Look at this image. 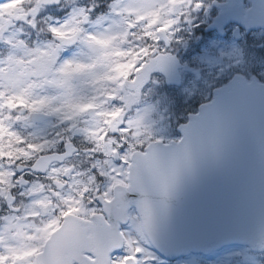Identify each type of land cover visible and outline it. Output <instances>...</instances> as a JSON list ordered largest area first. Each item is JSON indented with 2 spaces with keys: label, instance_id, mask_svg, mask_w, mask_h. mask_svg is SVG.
Segmentation results:
<instances>
[{
  "label": "snow or ice",
  "instance_id": "1",
  "mask_svg": "<svg viewBox=\"0 0 264 264\" xmlns=\"http://www.w3.org/2000/svg\"><path fill=\"white\" fill-rule=\"evenodd\" d=\"M191 3L71 0L69 4V0H34L29 15L34 20L43 17L50 34L59 38L61 45L41 52L26 49L23 42H0L5 50L0 55V161L31 158L29 151L19 147L24 143L21 135L12 129L18 122L36 127L34 121L41 116L69 121L72 129L95 141L97 132L77 127L79 120L88 116L91 121L86 123L105 135L119 133L123 140L116 153L123 166L113 185L120 186V199L115 205L111 199L106 200L109 209L117 207V218L104 217L95 209L83 219L73 215L78 213L80 201L71 195L63 197L60 169H55L52 179L61 191L49 194L45 185L29 184L32 177L25 179L22 170L6 169L0 163V264H65L58 253L77 235L83 249L77 264H98L97 245L109 233H115V238L99 264H160L158 253L168 250L162 223L170 214L169 201L191 171L195 152L216 151L223 135L222 118L209 111L196 118L179 141L166 145L165 138L155 133V108L139 106L152 73L167 71L172 60L170 55L159 53L161 41L165 45L173 42L181 23L179 17L192 15ZM62 7L66 15L57 11ZM201 8L196 3L194 9ZM46 12L64 15V19L56 21ZM29 23L35 29V23ZM77 40L88 49L87 54L62 58V46ZM87 83L94 85L95 94H81ZM43 84L56 88L59 95H36ZM117 100L121 101L118 106L113 104ZM133 104L137 105L135 115L127 118ZM101 123L106 127L100 128ZM32 135L38 137L39 130ZM121 139L116 138V142ZM124 144L127 151H122ZM43 147L27 144L31 150ZM79 183L74 180L75 185ZM26 194L27 204L23 203ZM130 194H139V199H130ZM103 195L108 197L109 192ZM53 199L55 204L51 203ZM56 228L59 230L53 234Z\"/></svg>",
  "mask_w": 264,
  "mask_h": 264
},
{
  "label": "water",
  "instance_id": "2",
  "mask_svg": "<svg viewBox=\"0 0 264 264\" xmlns=\"http://www.w3.org/2000/svg\"><path fill=\"white\" fill-rule=\"evenodd\" d=\"M229 2L223 4L210 28L223 33L231 20L247 30L264 27V0H253L246 14L240 0ZM235 35L240 38L239 27ZM177 65L173 58L167 71H162L174 83L179 82ZM209 111L222 118L223 135L216 151L195 152L191 171L169 201L170 214L162 223L168 250L161 251L169 258L190 252L207 254L231 242L264 250V84L248 83L236 76L230 84L216 89L213 100L203 104L181 126L182 136L196 118ZM47 118L41 116L34 123ZM49 160L40 159L38 166ZM119 199L120 186L115 190L113 204ZM130 199H139V194H130ZM103 204L107 216L118 217L117 207L109 209L106 202ZM114 238L115 233H109L97 245L98 264ZM82 254L78 235L58 253L65 264H74Z\"/></svg>",
  "mask_w": 264,
  "mask_h": 264
},
{
  "label": "rangeland",
  "instance_id": "3",
  "mask_svg": "<svg viewBox=\"0 0 264 264\" xmlns=\"http://www.w3.org/2000/svg\"><path fill=\"white\" fill-rule=\"evenodd\" d=\"M33 2L34 0H7V2H5V0H0V4L4 5V7H0V42H9L10 44L23 42L26 49H38L41 52H46L50 48L60 46L55 41L54 35L51 36L45 31L40 34V28L49 30V26L44 21L43 17H38L34 20L33 17L29 15ZM201 2L202 0H192L189 7V11L193 9L192 15L187 18L185 16L179 17L181 23L178 25L179 31L176 33V37H174L176 43H178L177 40L179 39L182 41L183 59L192 68V73L187 78L186 86L179 90H164V92L157 94V99H151V101L142 105V107L147 105L155 108L154 129L157 135H163V133L160 132L162 126L156 125L155 122L158 113L161 122L166 119V115L170 120L169 113L172 114V111L175 112L176 118L182 116V120L185 121L187 120L186 109L191 103V101L187 99L193 98L195 100L194 102H197L203 98H209L211 96V89L221 84L234 70L242 69L241 71L243 72L253 73L256 71L264 72V47L261 48L262 51L258 48L257 43H254L263 37L261 32L254 35L252 38L243 36V39L240 41L236 40L232 34L226 37L212 34L207 37L190 38L189 33L192 31L195 21L199 20L202 24L207 20L205 17L199 15L200 10L194 9L196 3ZM70 3L71 0H69V4ZM69 4H65L64 6L69 9ZM57 11L64 13V15L67 14L63 7L57 9ZM69 11H71V9ZM45 15L56 21H62L64 19V15L57 16L52 12H46ZM29 21L35 23V29L32 28ZM85 27L88 26L85 25ZM248 41L250 42L248 43ZM174 47H176V44ZM62 50L65 51V55L62 57L64 59L71 58L72 56H85L88 52V49L82 47L80 43L72 50H66L64 48H62ZM4 52L5 50L0 48V55L4 54ZM21 55H23L22 52ZM149 93L150 92H148V94ZM36 95L41 98H52L59 95V93L56 88L51 89L47 84H43L36 89ZM195 108L196 106H191L189 111ZM133 111V115L129 118L135 115L136 107L133 108ZM24 114L27 115L28 113L25 112ZM64 121L67 122L66 120ZM69 124L71 126L70 122ZM52 125L53 120L38 126L36 129H31L30 127H26L23 122H18L13 126L12 130L18 132L21 135V139L25 140L19 147L29 150L27 149L26 141L32 143V138L36 140L42 138L47 139L46 132ZM80 125L81 124H79V126ZM37 130H39L38 137L33 136L32 134L36 133ZM39 144L44 145L43 148L48 147V143L46 144L43 141ZM43 148L35 150L36 153L42 152ZM22 158L24 157H20L18 160ZM105 162H109V159H106ZM109 164L113 165L112 161H110ZM5 168L9 169L8 166H5ZM55 169L62 170V167H57ZM55 169L52 172L53 175H55ZM119 171L120 168L118 172L115 173V177L108 171L105 172V170H99L98 173L100 178L104 177V180L110 178L111 182L115 184L116 180L119 179ZM82 176V171L76 173L69 189L63 193V197L67 199L71 195L74 199L80 201L78 213L86 214L90 210L87 207L88 204H86V207H84L85 203L82 204L81 187L85 183ZM74 180L80 181V183L75 185ZM34 183L41 184L39 181H35ZM13 186L15 187L16 185ZM24 198H27V201L23 200V203H29L27 194ZM158 255L160 256V264H264L263 252L251 251L250 248L242 244L228 245L207 256L190 254L174 260H168L159 253Z\"/></svg>",
  "mask_w": 264,
  "mask_h": 264
},
{
  "label": "flooded vegetation",
  "instance_id": "4",
  "mask_svg": "<svg viewBox=\"0 0 264 264\" xmlns=\"http://www.w3.org/2000/svg\"><path fill=\"white\" fill-rule=\"evenodd\" d=\"M244 2H245L246 6H249L250 0H244ZM149 43H151V42L149 41ZM165 47H166L165 43L163 41H161V48L159 49V52H164ZM157 76L158 75H155L152 78L154 83L151 82L148 86H146L144 88V94L146 93L147 89L150 86L155 85V82L157 80L156 79ZM90 92L95 94L94 90H90ZM120 103H121V101H119V100L113 101V104L116 106H118ZM134 105L135 104H133L132 107L129 109V112L134 107ZM56 119L58 120V122H57L58 124L53 121L54 126L52 125L51 128L48 129V131L46 132V136L48 139V141L45 142L46 144L48 143V147H46V150H47L46 152L42 151V152L36 153L35 150L29 149V151L31 153L30 159L24 158L23 160H19V161L18 160H13V161L3 160V162L10 164L13 167H15V165L17 167L20 164L26 166L27 169L25 170V172L22 173L24 178L27 179L28 176L32 177V180L29 181V184L33 183L34 181L41 180L42 185L46 186L49 194H51L53 192L61 191L60 189H57L55 187V180L52 179V177L54 176L52 174V172L54 171L55 168H57V166H63L64 167L63 171L61 170V175L59 177L62 180V182L64 183L63 191L69 187L70 183L73 180L74 174L78 170H81L85 173L83 175V177H85V180H89V178L92 175H94L97 170L111 171L112 167L109 168V165H110L109 163H110V161H113V160H114V162H116L115 160H119L116 153L118 152V145L120 143H123V140L121 139L119 133L111 134V132H109L108 135H105L104 131L99 132V131H97L95 126H92L90 123H86V122L91 121V117H88V116H85V118L82 117L78 122L81 125L77 126V127H79V128L89 127L90 131L97 132L98 135L96 137V140L93 141L87 135L81 134L80 132H76L75 130L73 131V129L70 127L68 121L65 122L64 120H61L57 117H56ZM125 125H126V120H125ZM104 127H106V126L103 125V123H101L100 128H104ZM100 137H103V140H100ZM116 138L121 139V141L116 142ZM67 142H72L79 147L80 151L76 156H73L71 159L66 160L65 163H56V164L52 165L46 174H38V173L33 172L31 170V166L34 164L35 160L39 156H41L42 154L48 153V152H50V153L63 152L65 149V144ZM113 142H115V143H113ZM97 144H99L100 146L98 147ZM127 150H128V145L124 144L122 151H127ZM106 159H109V162H105ZM69 167L73 168V172H72L71 179L68 181L65 178L64 170L68 169ZM94 187L97 190H101L100 185L96 184V185H94ZM85 192L88 193V195H89V196H87L88 207L90 209H97V208L99 209V207L97 206V203L94 200L93 196L99 194L100 192L93 191L92 182L89 183V181H86L84 193ZM82 202H83V204L85 203L84 201H82ZM51 203H53V204L55 203L54 199L51 201Z\"/></svg>",
  "mask_w": 264,
  "mask_h": 264
}]
</instances>
